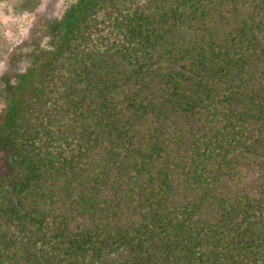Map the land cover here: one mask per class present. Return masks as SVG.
Wrapping results in <instances>:
<instances>
[{
  "label": "trees",
  "instance_id": "1",
  "mask_svg": "<svg viewBox=\"0 0 264 264\" xmlns=\"http://www.w3.org/2000/svg\"><path fill=\"white\" fill-rule=\"evenodd\" d=\"M48 27L0 76V264H264V0H74Z\"/></svg>",
  "mask_w": 264,
  "mask_h": 264
},
{
  "label": "rangeland",
  "instance_id": "2",
  "mask_svg": "<svg viewBox=\"0 0 264 264\" xmlns=\"http://www.w3.org/2000/svg\"><path fill=\"white\" fill-rule=\"evenodd\" d=\"M73 1L41 0V4L38 8L36 7L37 9L33 14L14 13L0 6V49L3 52L2 57L0 56V76L5 70V74L11 75L18 59L20 63L27 62L32 52L31 42L36 41L44 44L46 38L43 35L49 28L48 26L52 25V22L58 19ZM37 18L47 23V26L42 28V32L36 34ZM8 59H11L9 65L7 64Z\"/></svg>",
  "mask_w": 264,
  "mask_h": 264
}]
</instances>
